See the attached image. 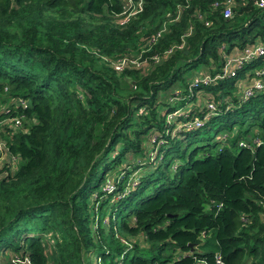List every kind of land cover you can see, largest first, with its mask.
I'll return each mask as SVG.
<instances>
[{
    "label": "trees",
    "instance_id": "trees-1",
    "mask_svg": "<svg viewBox=\"0 0 264 264\" xmlns=\"http://www.w3.org/2000/svg\"><path fill=\"white\" fill-rule=\"evenodd\" d=\"M139 1L0 0V264H264V8Z\"/></svg>",
    "mask_w": 264,
    "mask_h": 264
},
{
    "label": "built area",
    "instance_id": "built-area-1",
    "mask_svg": "<svg viewBox=\"0 0 264 264\" xmlns=\"http://www.w3.org/2000/svg\"><path fill=\"white\" fill-rule=\"evenodd\" d=\"M243 3H245L246 0H241ZM254 4L257 8L263 9L264 8V0H255ZM127 5L130 6L131 2L127 1ZM236 5L235 0H224L223 2H214L213 7L214 8H221L222 16L224 20H230L232 19L233 16V9ZM141 6V0L138 3V8ZM134 7V6H133ZM137 9V8H136ZM135 10V9H134ZM131 15V14H130ZM127 19V18H126ZM125 19V20H126ZM160 35V32L157 34V36ZM152 42L154 39L151 40ZM183 47V43L178 47L179 49ZM172 49H170L168 52L170 53ZM238 52L235 55H229V57H226V64L224 66V73L223 76L230 77L232 76L236 70H239L242 65L245 63L258 59L261 57H264V44L263 43H255L252 45H249L245 47L242 51H236ZM140 61L139 58H136V60L130 59V60H122L120 61L116 66L115 69L118 71H122L124 68L129 67L130 65L136 66L138 68L140 65H145L147 62ZM255 78H253V81L244 89V98L248 99L250 96H252L255 92H263L264 93V69L255 71L254 72ZM212 82V79L210 76L206 74H199L194 77L192 81V87H197L200 84L208 85ZM208 110H214V106L211 102H207L206 105ZM6 124L9 127H18L20 125V120L19 118H13V119H7L5 120ZM202 126V123L199 121H194L191 124H187L183 126L185 130H190V129H196ZM5 148L3 143L0 141V167H2L5 163ZM4 160V162H2ZM12 162L15 161L14 157H11ZM111 190L112 185L108 183L107 185V190ZM216 263L219 264V257L216 255L215 256ZM13 264H31L29 259L25 258L23 260L19 259H14L12 261ZM202 263L201 260L199 264Z\"/></svg>",
    "mask_w": 264,
    "mask_h": 264
},
{
    "label": "rangeland",
    "instance_id": "rangeland-1",
    "mask_svg": "<svg viewBox=\"0 0 264 264\" xmlns=\"http://www.w3.org/2000/svg\"><path fill=\"white\" fill-rule=\"evenodd\" d=\"M257 43H259V42H256V44ZM262 43V42H261ZM236 51H238V50H235L231 55H235V54H237L238 52H236ZM229 57V56H228ZM130 66H132V65H130ZM199 95H201V94H199ZM201 103L204 105V100L202 99L201 100ZM207 105V104H206ZM3 124H6V122H5V120L3 121ZM2 162H4V160L2 161ZM108 183H110L111 184V182H108Z\"/></svg>",
    "mask_w": 264,
    "mask_h": 264
},
{
    "label": "crops",
    "instance_id": "crops-1",
    "mask_svg": "<svg viewBox=\"0 0 264 264\" xmlns=\"http://www.w3.org/2000/svg\"><path fill=\"white\" fill-rule=\"evenodd\" d=\"M207 103V102H206Z\"/></svg>",
    "mask_w": 264,
    "mask_h": 264
}]
</instances>
